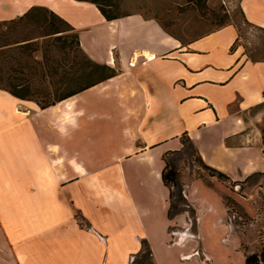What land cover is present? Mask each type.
Listing matches in <instances>:
<instances>
[{
    "label": "crops",
    "instance_id": "obj_1",
    "mask_svg": "<svg viewBox=\"0 0 264 264\" xmlns=\"http://www.w3.org/2000/svg\"><path fill=\"white\" fill-rule=\"evenodd\" d=\"M33 5L66 18L82 49L117 72L46 106L0 85V264H200L182 258L194 250L193 233L212 264L232 253L245 264L220 191L185 179L187 207L170 216L163 170L187 132L202 159L230 179L264 174L260 113H251L264 103V59L232 49L231 23L181 42L156 15L108 19L90 0H0V21ZM240 5L264 27V0ZM95 87L111 94L115 130L105 150L94 137L86 146L78 129L82 96Z\"/></svg>",
    "mask_w": 264,
    "mask_h": 264
},
{
    "label": "rangeland",
    "instance_id": "obj_2",
    "mask_svg": "<svg viewBox=\"0 0 264 264\" xmlns=\"http://www.w3.org/2000/svg\"><path fill=\"white\" fill-rule=\"evenodd\" d=\"M240 1L207 0L206 6L198 8L188 0H121L120 11L141 10L148 15L158 16L166 30L176 35L181 42L231 23L238 32L234 47L239 45L245 53L264 58V28L245 19ZM223 30L220 33L222 35L228 32L227 29ZM74 33L72 29L62 34L54 33L48 21L35 22L21 16L1 20L0 85L10 88L13 83H27L31 87L30 97L44 103L95 77V74L80 76L87 62ZM164 62L167 64V61ZM184 64L185 61L180 59L179 65ZM181 78L184 79V76ZM110 96L108 89L101 90L98 87L85 91L82 96L85 112L80 118L78 129L85 134L86 146H92L95 141V145L105 150L110 145L109 137L115 130L112 106L107 101ZM255 111L260 113L258 122L264 147V103L251 113ZM93 137L95 140L92 141L90 138ZM183 140V151L169 155L180 172L181 188L185 179L192 178H201L206 184L215 186L227 206L228 224L231 232L238 236V248L244 253L260 252L264 247V174L250 175L244 180L245 183L219 177L206 165L189 139L184 137ZM174 190L178 192L177 187ZM174 199L180 206L187 207L188 202L183 195H176ZM189 208L193 211L194 207L191 205ZM191 236L196 242L195 252L190 257L182 258L196 256L203 264L202 258L206 257L208 264H212L199 235L193 233ZM222 258L226 264H243L240 253ZM145 264H150L149 259Z\"/></svg>",
    "mask_w": 264,
    "mask_h": 264
},
{
    "label": "trees",
    "instance_id": "obj_3",
    "mask_svg": "<svg viewBox=\"0 0 264 264\" xmlns=\"http://www.w3.org/2000/svg\"><path fill=\"white\" fill-rule=\"evenodd\" d=\"M97 4L101 12L104 14V16L108 19L116 18L118 16H121L123 14H127L128 12H121L120 11V4L121 0H90ZM189 2L194 3L198 8H202L206 6L207 0H188ZM242 9V7H241ZM243 12V9H242ZM244 15V12H243ZM21 17H26L28 19H31L35 22H47L54 33H63L64 31L68 29H72L75 31L74 37L76 39L77 45L81 49V51L84 53L86 57L87 64L83 66L82 74L80 76H90L95 74V77L87 79L84 83L81 85L68 89L64 93H61L57 98H55L52 101H46L44 103L38 102L42 106L54 104L57 101H60L62 99L68 98L102 80H106L109 77L116 74L117 70L115 67L110 65L107 62H100L97 60H94L91 58L80 46V40H79V33L75 29V27L62 15L54 11L53 9L44 6V5H33L31 6L24 14L21 15ZM245 17V16H244ZM247 20V18L245 17ZM248 21V20H247ZM249 22V21H248ZM220 28V27H219ZM264 28V27H262ZM215 30V29H214ZM168 31V30H167ZM212 31V30H211ZM209 32V31H208ZM171 33V32H170ZM207 33V32H206ZM173 34V33H171ZM174 35V34H173ZM176 36V35H175ZM238 39V36H237ZM232 45V49L234 48L236 42ZM249 55V54H248ZM252 59H264L260 57H255L253 55H249ZM83 76V77H84ZM8 88V87H7ZM14 95L26 98L30 97L31 94V87L29 84L25 83H13L10 88H8ZM184 137H187L189 141L191 142L192 146L195 147L192 139L188 136L187 132H184L182 134V140ZM184 144L185 141L183 140ZM184 148V147H183ZM182 149H178L172 152H182ZM196 148V147H195ZM197 150V148H196ZM170 152V153H172ZM170 153H166L165 160L166 165L163 170V179L164 182L170 187V208H169V215L173 216L175 213L180 211L183 207L180 206L178 202L175 201L174 196L179 195V190L182 186V180L180 172L175 165V163L169 158ZM202 158V157H201ZM208 167H210L212 170L215 171L214 174H217L219 177H229L225 172L221 171L220 169H217L209 164L206 163ZM178 188V192L176 193V190L174 188ZM181 196V195H180ZM245 264H264V247L261 249L260 252L253 251L251 253H245Z\"/></svg>",
    "mask_w": 264,
    "mask_h": 264
},
{
    "label": "bare ground",
    "instance_id": "obj_4",
    "mask_svg": "<svg viewBox=\"0 0 264 264\" xmlns=\"http://www.w3.org/2000/svg\"><path fill=\"white\" fill-rule=\"evenodd\" d=\"M148 54V56L149 57H152V55H150L149 53H147ZM93 93V92H92ZM74 100H72L71 101V98L68 100V101H66V103L68 102V106H69V108L71 109V108H73V106H74V102H73ZM74 103V104H73ZM58 104H59V102H58ZM65 104V103H64ZM63 105V104H62ZM55 106H57V105H55ZM66 107V106H65ZM55 108V107H54ZM51 109H53V108H51ZM74 109V108H73ZM56 110V109H55ZM71 111H72V109H71ZM55 112V111H54ZM53 112V113H54ZM52 113V112H51ZM56 113V112H55ZM58 115V114H57Z\"/></svg>",
    "mask_w": 264,
    "mask_h": 264
},
{
    "label": "built area",
    "instance_id": "obj_5",
    "mask_svg": "<svg viewBox=\"0 0 264 264\" xmlns=\"http://www.w3.org/2000/svg\"><path fill=\"white\" fill-rule=\"evenodd\" d=\"M194 252H195V250L192 251L191 255L187 253V254L182 255V257H190L193 255ZM133 259H134V256H132V261H133ZM202 262H203V264H208L207 258L206 257L202 258Z\"/></svg>",
    "mask_w": 264,
    "mask_h": 264
}]
</instances>
